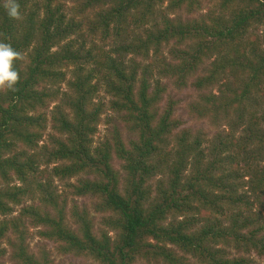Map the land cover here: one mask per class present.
I'll list each match as a JSON object with an SVG mask.
<instances>
[{
	"label": "trees",
	"instance_id": "16d2710c",
	"mask_svg": "<svg viewBox=\"0 0 264 264\" xmlns=\"http://www.w3.org/2000/svg\"><path fill=\"white\" fill-rule=\"evenodd\" d=\"M79 1L70 14L62 0H18L16 21L0 0V41L24 56L15 62L18 90L0 92V258L50 264L29 248L31 227L87 264L264 257V215L242 191L249 176L256 200L264 196V112L260 126L244 103L264 79L252 31L264 25V0ZM157 74L181 86L195 77L198 89L219 83L220 94L201 91L193 107L201 117L232 109L247 117V133L175 131L176 100L160 106L167 89ZM108 109L127 139L113 126L94 140Z\"/></svg>",
	"mask_w": 264,
	"mask_h": 264
},
{
	"label": "rangeland",
	"instance_id": "374dc122",
	"mask_svg": "<svg viewBox=\"0 0 264 264\" xmlns=\"http://www.w3.org/2000/svg\"><path fill=\"white\" fill-rule=\"evenodd\" d=\"M67 5L68 11L70 14H72V11H74L77 7L80 6L79 0H62ZM256 35L259 36L261 45L264 47L263 44V35H264V25L260 26H254L252 30ZM112 38V37H111ZM99 44H105V49H108L109 47L113 46V42L111 43H104L100 41H96ZM168 48L164 50V55L167 59L170 58L169 53L167 52ZM130 54L128 55V57ZM212 59V58H211ZM208 63V60L207 62ZM204 67V65H202ZM201 67V69H202ZM199 70L198 74L203 73L202 70ZM156 77H160L162 83L166 85V92L161 100L160 106H164L165 103L169 98H172L176 100V106H175V116L179 119L180 125L175 130H181L183 128H188L192 132L196 131H202L205 136L212 138L216 135V133H234L235 137L242 138L247 133V126H249V121L247 117L243 118L242 120H239L237 118V114L234 110H230L228 115H224L222 113H217L214 115H206L201 117L196 109L193 107V104L197 103L199 100L200 92H207L211 90L212 92L216 94H220L218 90V85L213 84L211 87L204 88V89H198L193 84V80L195 77H189L187 80L186 85H179L176 81L175 76H167L164 77L163 75L157 74ZM231 79V78H230ZM232 80V79H231ZM61 88H65V84H62ZM257 88V89H256ZM254 88L248 98L250 100H246L247 96L245 97V105L249 109H251L258 117L257 121L258 123H261L262 125V118L260 117L262 112H264V79L259 82V86ZM99 97H104V93L101 91ZM54 103H51L49 108ZM246 116V115H245ZM115 126L117 129H119L122 132V135L124 139H127L129 137L128 128L126 127L124 121L118 116L117 113L113 112L112 110L108 109L105 111V113L102 115V119L98 124L97 132L94 135V140H99L105 136H109L111 129ZM243 143H245L244 139H241ZM252 149V147H247V150ZM241 161L239 163V166H241ZM113 165L121 171L120 162L118 159L114 158ZM157 177V176H156ZM249 179V176H245L243 178L244 181V188H242V191L247 192L250 195L251 207L254 211L258 209H262V213L264 215V196L259 197V200H256V197L253 195L251 190L249 189V184L247 183ZM72 181H75V178H72ZM58 183V182H56ZM61 187V185L59 186ZM86 200V201H85ZM85 203L91 206L92 201L90 199H84ZM82 199H78L75 202L81 206V204L84 202ZM30 201H27V203ZM15 211L14 214L18 213L19 206L14 207ZM205 213V211H203ZM94 221L96 223V227H99L100 221L102 218L101 213H94ZM32 233L30 237L27 239V244L29 245V248L33 251H35L37 254H40L41 252H44L48 258L50 259V264H68L70 262L74 263H89V259L84 256H76L72 253H63L59 251L58 244L54 241L40 237L35 233V229L31 227ZM4 246L8 248V243L4 241ZM231 252L233 254H238V251L235 249H231ZM250 256L252 258L251 264H264V257L258 255L255 252H251ZM13 260L11 259L9 252H7L4 256L0 258V264H13Z\"/></svg>",
	"mask_w": 264,
	"mask_h": 264
},
{
	"label": "clouds",
	"instance_id": "9594fccd",
	"mask_svg": "<svg viewBox=\"0 0 264 264\" xmlns=\"http://www.w3.org/2000/svg\"><path fill=\"white\" fill-rule=\"evenodd\" d=\"M4 8L7 16L19 21L22 19L18 0H5ZM23 54L17 51L10 42L0 41V92H16L21 80L20 73L15 67L16 61H22Z\"/></svg>",
	"mask_w": 264,
	"mask_h": 264
}]
</instances>
